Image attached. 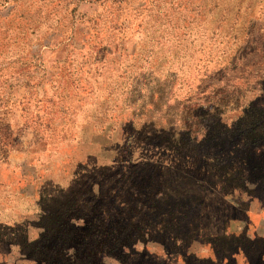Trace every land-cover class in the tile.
Returning <instances> with one entry per match:
<instances>
[{
	"label": "rangeland",
	"instance_id": "rangeland-1",
	"mask_svg": "<svg viewBox=\"0 0 264 264\" xmlns=\"http://www.w3.org/2000/svg\"><path fill=\"white\" fill-rule=\"evenodd\" d=\"M206 175L264 192V0H0V264H216Z\"/></svg>",
	"mask_w": 264,
	"mask_h": 264
},
{
	"label": "crops",
	"instance_id": "crops-1",
	"mask_svg": "<svg viewBox=\"0 0 264 264\" xmlns=\"http://www.w3.org/2000/svg\"><path fill=\"white\" fill-rule=\"evenodd\" d=\"M194 255L216 264H264V192L204 176Z\"/></svg>",
	"mask_w": 264,
	"mask_h": 264
},
{
	"label": "trees",
	"instance_id": "trees-1",
	"mask_svg": "<svg viewBox=\"0 0 264 264\" xmlns=\"http://www.w3.org/2000/svg\"><path fill=\"white\" fill-rule=\"evenodd\" d=\"M167 81V85H166V90H167V87L169 86L170 87V85L168 84V80H166ZM162 96H164L163 94H162ZM164 103H166V105L168 106V108L169 109H171L170 110V112H171V114L173 115V116H176V117H178V118H180V116H182L183 115V113L184 112H187V107H184V106H177V107H175L174 105H172V104H169V101L167 102V99L166 100H164L163 101ZM173 106V107H172ZM170 126V122L166 125V127H169ZM64 176L65 177H67V174H64ZM58 184V183H57ZM59 185H61V183H59ZM60 188L61 189H64L65 191H67L68 190V188H67V186L63 183L61 186H60ZM75 200V199H74ZM179 252L178 251H176V253L175 252H173V253H169V254H174V255H176V254H178ZM169 262V264H178V261L176 260V261H168Z\"/></svg>",
	"mask_w": 264,
	"mask_h": 264
}]
</instances>
